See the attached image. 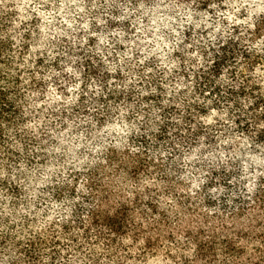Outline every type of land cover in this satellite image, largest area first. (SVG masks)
Wrapping results in <instances>:
<instances>
[{
  "label": "trees",
  "instance_id": "obj_1",
  "mask_svg": "<svg viewBox=\"0 0 264 264\" xmlns=\"http://www.w3.org/2000/svg\"><path fill=\"white\" fill-rule=\"evenodd\" d=\"M249 5L0 0V264H78L70 249L101 243L126 264V240L140 255L161 251L122 207L102 208L103 189L79 180L94 154L117 161L126 141L138 160L143 149L173 162L212 158L209 205L224 191L234 209L264 197V11ZM194 236L193 250L162 249L170 264L214 256ZM224 246L236 257L234 238ZM79 262L100 264L93 252Z\"/></svg>",
  "mask_w": 264,
  "mask_h": 264
},
{
  "label": "rangeland",
  "instance_id": "obj_2",
  "mask_svg": "<svg viewBox=\"0 0 264 264\" xmlns=\"http://www.w3.org/2000/svg\"><path fill=\"white\" fill-rule=\"evenodd\" d=\"M248 1L256 5L252 11H264V0ZM118 148L121 154L117 161L94 154L90 171L79 180L85 190L90 189V183L104 190L103 196L107 195V199L103 209L115 211L122 207L130 226L141 224L143 232L160 239L161 251H149L146 255H140V243L126 240L118 252L126 264H170L162 249L175 250L180 246L187 252L193 250L196 234L212 245L214 256L199 258L195 264H264V197L253 195L246 205L239 204L234 209L226 202L233 193L224 191V195L218 194L219 201L209 205L203 181L212 158L195 163L191 159L173 162L164 149L154 155L143 149L142 160H138L135 156L138 152L130 142H123ZM238 179L246 181L250 189L254 184V176L249 172ZM172 231L176 241L168 238ZM187 232L193 235L188 236ZM225 237L234 238L240 245L236 257L225 250ZM65 243L63 240L62 244ZM78 252L73 249L69 252L71 261L78 264L81 257L91 252L98 255L100 264H122L110 259L102 243L96 246L95 252L88 246Z\"/></svg>",
  "mask_w": 264,
  "mask_h": 264
}]
</instances>
